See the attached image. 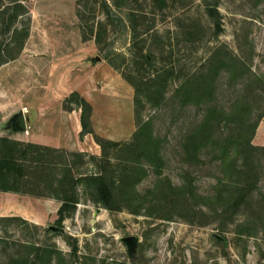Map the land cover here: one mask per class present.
Instances as JSON below:
<instances>
[{"label":"rangeland","instance_id":"1","mask_svg":"<svg viewBox=\"0 0 264 264\" xmlns=\"http://www.w3.org/2000/svg\"><path fill=\"white\" fill-rule=\"evenodd\" d=\"M21 1L30 12L25 21L30 36L22 54L0 67V136L14 133L8 129L10 121L21 111L28 115L39 108L40 97L57 95V99L66 100L76 82L92 79L90 90L99 105L97 123L104 126L107 134L115 135L121 132L115 125L121 119L130 136L122 141L105 135L102 138L132 143L140 120L151 122L153 135L161 139V178L146 166L147 175L136 186L140 195L154 189L159 179L169 178L173 184L181 185L184 173L198 193L210 195L219 170L209 158L202 159L204 163L185 162L181 145L183 135L203 112L182 107L173 99V93L180 81L200 71L214 54L243 58L260 77L258 87L264 92V0H164L161 6L152 0ZM103 1L113 10V22L106 17ZM115 2L121 6L116 7ZM212 8L217 9L216 16L210 14ZM13 14L11 11L8 18ZM100 25L106 31L98 44L92 34ZM4 29L0 27L3 34ZM141 54L148 55L152 63H146ZM167 71L173 75L163 89L166 99L160 107H154L146 99L147 86ZM222 71L217 103L229 110L243 95L242 84L240 80L232 82ZM103 87L109 99L104 96L102 104L98 88ZM117 97L129 99L128 108L122 106L120 115L114 110L108 113L107 100L117 103ZM136 97L141 104H136ZM68 105L77 108L75 104ZM263 108L264 100H260L255 104V115ZM82 153L102 155L100 148L98 154ZM119 157L127 162L118 167V161L113 159L118 170L130 166L132 159L127 152L120 151ZM261 166L254 194L256 206L246 207L237 215L231 210L203 206L199 198L185 209L172 202L154 205L152 211L160 218L134 214L126 205L120 211H109L95 204L81 188L78 207L60 226L52 212L40 224L1 221L0 264L19 260L37 264V249L45 248L54 251L52 264H264V160ZM80 170L90 174L96 171V165L90 163ZM50 226L65 232L51 231ZM130 236L139 238L133 252L123 242Z\"/></svg>","mask_w":264,"mask_h":264},{"label":"trees","instance_id":"2","mask_svg":"<svg viewBox=\"0 0 264 264\" xmlns=\"http://www.w3.org/2000/svg\"><path fill=\"white\" fill-rule=\"evenodd\" d=\"M152 1H157L160 6L164 2ZM115 4L116 7L121 6V3ZM103 7L108 21L113 22L115 16L111 6L103 1ZM11 11L14 14L8 18ZM210 14L216 16L217 9H210ZM26 15L30 16V12H26L21 0H0V27L5 28L7 36L9 33V37H4L6 33L0 31V67L16 60L25 49L30 36ZM104 31L106 27L104 29L100 25L96 32H92L98 44L103 40ZM141 58L148 64L152 63L148 55L141 54ZM222 70L227 72L232 82L240 80L242 84L243 95L229 110L217 103L218 77ZM172 75L169 71L158 74L157 80L152 79L147 86L146 99L154 107H160L166 99L163 89ZM259 81L260 77L252 72L243 58L234 54L231 57L214 54L200 71L180 81L173 93V99L178 100L182 107H195L203 112L200 120L185 132L181 145L185 162L204 163L202 159L209 158L219 170L220 175L210 195L198 193L195 184L187 179L185 173L181 185L173 184L169 178L164 181L159 179L154 189L140 195L136 186L147 175L146 166L152 167L161 178L164 164L161 139L153 135L151 122L139 120L132 143L102 138L95 134L91 126L92 105L77 92L65 100V109H73L69 103L81 109V136L92 134L102 155H88L0 137V191L59 201V226L78 207L81 188L95 204L109 211H120L129 206L134 214L160 218L152 211L154 205L172 202L185 209L186 205L190 206L199 198L203 206H211L216 211L231 210L237 215L246 207L256 206L254 194L261 179L264 146L254 144L264 118V108L256 115L254 111L255 104L264 100L261 95L264 92H260L262 89L258 87ZM141 102L136 97V104ZM120 151L127 152L132 159L128 162L130 166L123 170H118L117 164L112 163L116 159L118 167L125 165L127 160L119 157ZM90 163L96 165L95 172L89 174L80 170ZM12 220L26 221L14 217L1 218L0 222ZM53 254L54 251L48 248L37 249V264H52ZM15 264H28V260H19Z\"/></svg>","mask_w":264,"mask_h":264},{"label":"crops","instance_id":"3","mask_svg":"<svg viewBox=\"0 0 264 264\" xmlns=\"http://www.w3.org/2000/svg\"><path fill=\"white\" fill-rule=\"evenodd\" d=\"M77 79L78 77H76V80ZM91 80L92 79H84L80 82H76L77 86L73 89V91H71V93H79L92 105L93 111L91 116V124L95 134L100 135L101 137L105 135L111 140L117 139L122 141L123 139H128L130 136H128V134L126 135L125 123L122 124L121 119L115 124L116 126L119 125L118 128L121 132L115 135L107 134L104 126L97 123L96 119L99 105L97 101L98 98L94 97L92 90H90V87L93 86ZM105 85L107 84L105 83ZM98 91V95L102 99L103 104L104 96L109 99V95H107L108 90H105L103 87L98 88ZM52 96L53 97H49V95L45 94L44 96L40 97L39 108L26 115L29 118L26 131H15L14 129L8 127L10 131L14 132L7 135L8 138L56 149H65L67 151L93 152L94 154H98V148H100V146L96 143L94 136L92 134H86L83 137L81 136L83 131L81 123V109L74 108L71 111H68L64 108L63 101L65 100L57 99V95ZM66 97H68V95ZM114 99H118L117 103H114L116 100H114V102H108L107 100L105 104L107 108L106 111L108 113L114 110V114H119L118 111H121L122 106H124V108H128L129 99L125 98V100H120L118 97ZM45 101L48 102L46 103ZM130 105L133 110L134 101H132ZM32 107L34 108L32 105L28 106V108ZM115 108L117 109V113L115 112ZM132 113L134 121V111ZM110 122L111 121H109V124ZM263 126L264 120L258 127L256 137L254 138V142L258 146H264ZM131 130L132 135L134 129ZM0 137H2V135ZM36 199L39 198L31 195L0 191V219L18 217L24 220H29L36 224H40L42 221H44V219H47V215H51V212L53 213V217L58 219V211L61 207V203L59 201L52 198H46L48 201L45 200L44 202H40Z\"/></svg>","mask_w":264,"mask_h":264},{"label":"water","instance_id":"4","mask_svg":"<svg viewBox=\"0 0 264 264\" xmlns=\"http://www.w3.org/2000/svg\"><path fill=\"white\" fill-rule=\"evenodd\" d=\"M28 122L29 118L25 115L23 111H21L19 114L15 115V117L10 121L8 127L14 129L15 131H26L28 127ZM49 229L51 231H61L62 233L65 232L63 229H59L56 226H50ZM215 237L220 241H224V239L218 235H215ZM123 242L126 243L129 248V251L133 252L134 249L138 246L139 238L130 236L124 238Z\"/></svg>","mask_w":264,"mask_h":264}]
</instances>
